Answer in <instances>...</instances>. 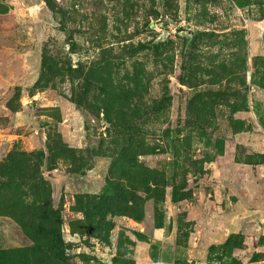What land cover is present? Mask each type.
Returning <instances> with one entry per match:
<instances>
[{
  "label": "rangeland",
  "instance_id": "374dc122",
  "mask_svg": "<svg viewBox=\"0 0 264 264\" xmlns=\"http://www.w3.org/2000/svg\"><path fill=\"white\" fill-rule=\"evenodd\" d=\"M0 264H264V0H0Z\"/></svg>",
  "mask_w": 264,
  "mask_h": 264
},
{
  "label": "water",
  "instance_id": "95a60500",
  "mask_svg": "<svg viewBox=\"0 0 264 264\" xmlns=\"http://www.w3.org/2000/svg\"><path fill=\"white\" fill-rule=\"evenodd\" d=\"M46 176L48 179H50L56 188H58L59 184H60V181L65 178V176H62L61 174H58L54 171H49L46 173Z\"/></svg>",
  "mask_w": 264,
  "mask_h": 264
}]
</instances>
